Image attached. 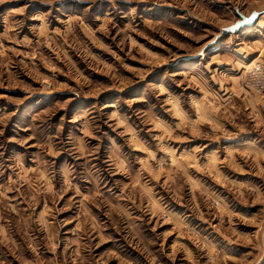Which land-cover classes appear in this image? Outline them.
Masks as SVG:
<instances>
[{
  "label": "rangeland",
  "instance_id": "obj_1",
  "mask_svg": "<svg viewBox=\"0 0 264 264\" xmlns=\"http://www.w3.org/2000/svg\"><path fill=\"white\" fill-rule=\"evenodd\" d=\"M0 264H264V0H0Z\"/></svg>",
  "mask_w": 264,
  "mask_h": 264
},
{
  "label": "built area",
  "instance_id": "obj_2",
  "mask_svg": "<svg viewBox=\"0 0 264 264\" xmlns=\"http://www.w3.org/2000/svg\"><path fill=\"white\" fill-rule=\"evenodd\" d=\"M256 70H259L260 71V69L258 68V69H256Z\"/></svg>",
  "mask_w": 264,
  "mask_h": 264
}]
</instances>
